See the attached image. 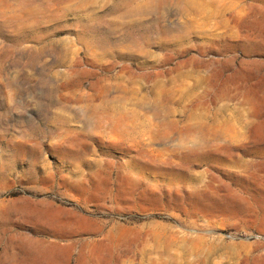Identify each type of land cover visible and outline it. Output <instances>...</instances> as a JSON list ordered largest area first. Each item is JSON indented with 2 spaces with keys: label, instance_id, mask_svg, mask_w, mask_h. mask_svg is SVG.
Here are the masks:
<instances>
[{
  "label": "rangeland",
  "instance_id": "obj_1",
  "mask_svg": "<svg viewBox=\"0 0 264 264\" xmlns=\"http://www.w3.org/2000/svg\"><path fill=\"white\" fill-rule=\"evenodd\" d=\"M263 151L264 0H0V264H264Z\"/></svg>",
  "mask_w": 264,
  "mask_h": 264
},
{
  "label": "bare ground",
  "instance_id": "obj_2",
  "mask_svg": "<svg viewBox=\"0 0 264 264\" xmlns=\"http://www.w3.org/2000/svg\"><path fill=\"white\" fill-rule=\"evenodd\" d=\"M244 3H245V2H244ZM210 7H211V6H210ZM224 8H225V7H224ZM224 8H223V9H224ZM220 11H221V10H220ZM221 12H222V13H221ZM221 12H220V13H221V16H224V15H223V10H222ZM245 29H249V28L247 27V25H245ZM259 44H260V42L257 41L255 44H250V45L252 46V48H256V46H258ZM207 115H208V114H207ZM215 126H216V125H214V127H215ZM260 126H261V125H260ZM217 127H218V126H217ZM220 127H221V126H220ZM262 127H263V126H262ZM198 128H199V127H198ZM211 128H212V127H211ZM219 129H220V128H219ZM210 130H211V129H210ZM212 130H214V129H212ZM212 130H211V131H212ZM214 131H215V130H214ZM216 131H217V129H216ZM216 131H215V132H216ZM219 131H220V130H219ZM219 131H218V132H219ZM128 132H129V131H128ZM201 133H202V132H201ZM205 133H206V132H205ZM207 133H208V132H207ZM219 133H220V132H219ZM237 133H238V132H237ZM152 134H153V133H152ZM191 135H192V134H191ZM206 135H209V134H206ZM211 135H212V133H211ZM234 135H235V134H234ZM202 136H203V135H202ZM214 136H215V135H214ZM238 136H239V135H238ZM238 136H235V137H238ZM207 137H208V136H207ZM207 137H206V138H207ZM206 138L204 137V140H205V142H206V143H204V144H205L204 146L207 147V148L213 146L212 143H211L212 139H209V138L206 139ZM199 139H200V138H199ZM261 139H262V138H261ZM203 142H204V141H203ZM214 142H215V141H214ZM259 142H260V141H259ZM261 142H262V141H261ZM196 143H197V142H196ZM199 143H200V142H199ZM202 144H203V143H202ZM202 144H201V147H202ZM207 148H206V149H207ZM263 152H264V151H263Z\"/></svg>",
  "mask_w": 264,
  "mask_h": 264
}]
</instances>
